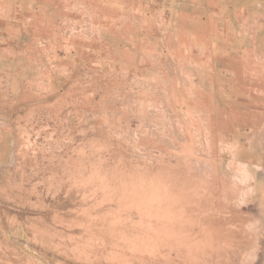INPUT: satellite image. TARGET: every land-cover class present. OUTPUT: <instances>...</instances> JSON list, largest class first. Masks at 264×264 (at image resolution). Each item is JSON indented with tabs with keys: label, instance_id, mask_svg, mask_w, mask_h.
Wrapping results in <instances>:
<instances>
[{
	"label": "rangeland",
	"instance_id": "1",
	"mask_svg": "<svg viewBox=\"0 0 264 264\" xmlns=\"http://www.w3.org/2000/svg\"><path fill=\"white\" fill-rule=\"evenodd\" d=\"M0 264H264V0H0Z\"/></svg>",
	"mask_w": 264,
	"mask_h": 264
}]
</instances>
